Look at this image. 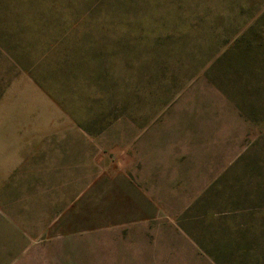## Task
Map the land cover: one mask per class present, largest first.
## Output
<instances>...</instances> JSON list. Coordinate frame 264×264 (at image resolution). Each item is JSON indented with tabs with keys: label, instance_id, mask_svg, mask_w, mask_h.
I'll use <instances>...</instances> for the list:
<instances>
[{
	"label": "rangeland",
	"instance_id": "1",
	"mask_svg": "<svg viewBox=\"0 0 264 264\" xmlns=\"http://www.w3.org/2000/svg\"><path fill=\"white\" fill-rule=\"evenodd\" d=\"M0 264H264V0H0Z\"/></svg>",
	"mask_w": 264,
	"mask_h": 264
}]
</instances>
